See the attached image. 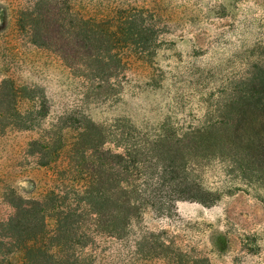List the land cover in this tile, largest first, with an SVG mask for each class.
Returning <instances> with one entry per match:
<instances>
[{
	"label": "rangeland",
	"instance_id": "obj_1",
	"mask_svg": "<svg viewBox=\"0 0 264 264\" xmlns=\"http://www.w3.org/2000/svg\"><path fill=\"white\" fill-rule=\"evenodd\" d=\"M132 9L156 22L149 50L128 49L126 67L107 75L90 71L72 15L108 21ZM259 67L264 0H0V83L31 89L47 112L36 129L0 136V264H23L1 236L16 208L53 192L73 204L83 190L69 157L40 166L30 144L67 123L72 145L86 121L104 130V151L122 155L116 177L112 157L105 164L104 223L126 225L86 234L84 264H264V114L240 103Z\"/></svg>",
	"mask_w": 264,
	"mask_h": 264
},
{
	"label": "trees",
	"instance_id": "obj_2",
	"mask_svg": "<svg viewBox=\"0 0 264 264\" xmlns=\"http://www.w3.org/2000/svg\"><path fill=\"white\" fill-rule=\"evenodd\" d=\"M26 17L22 27L31 41L38 44L41 32L38 22L33 16ZM72 19V34L81 40L88 53L85 60L89 70L96 74L107 75L112 65L126 67L124 52L128 49L148 51L157 32L156 22L145 11L137 9L121 12L108 21L85 19L78 15H72ZM250 85L252 91L240 103H246L249 108L264 114V67L257 69ZM23 100L31 102L33 107L21 111L19 104ZM42 100L45 103L27 87H19L12 80L2 81L0 136L9 128L21 131L36 129L38 122L47 116ZM67 129H71L67 123L52 126L50 134L45 135L46 132L39 141L30 144L28 154L39 156L40 166L58 162L63 154L69 157L68 172L77 174L76 179L83 183V190L79 194L76 192L73 204H56L53 192L43 202L28 201L16 208L15 215L2 226L1 236L10 241L13 249L24 253L23 264H84L76 249L89 242L86 234L90 237L91 234H103L109 230L119 235L125 230L126 223L114 224L111 229L104 223L105 164L112 157V177H116L115 160L122 159V155L104 151V130L92 121H86L76 130L72 145L64 141L63 131ZM49 218L56 222L54 231L48 228ZM85 219L88 227L84 225Z\"/></svg>",
	"mask_w": 264,
	"mask_h": 264
}]
</instances>
